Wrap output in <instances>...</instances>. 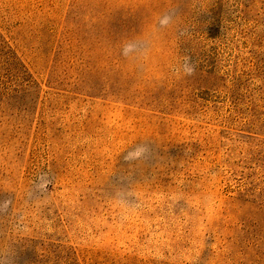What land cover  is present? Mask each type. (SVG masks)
Here are the masks:
<instances>
[{
	"label": "rangeland",
	"instance_id": "1",
	"mask_svg": "<svg viewBox=\"0 0 264 264\" xmlns=\"http://www.w3.org/2000/svg\"><path fill=\"white\" fill-rule=\"evenodd\" d=\"M0 264H264V0H0Z\"/></svg>",
	"mask_w": 264,
	"mask_h": 264
}]
</instances>
